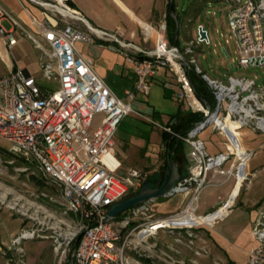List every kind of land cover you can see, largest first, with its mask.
<instances>
[{
    "label": "built area",
    "instance_id": "1",
    "mask_svg": "<svg viewBox=\"0 0 264 264\" xmlns=\"http://www.w3.org/2000/svg\"><path fill=\"white\" fill-rule=\"evenodd\" d=\"M27 1L39 8L43 16L38 20L19 0L36 29L35 35L41 40L1 2L0 36L12 53L23 39L19 33L25 34L43 54L40 61L42 80L57 84L58 89L52 91L43 87L35 76L20 66L10 74L0 76V141L10 143L8 152L11 155L23 154L33 158L42 176L61 188L63 205L77 217L79 226L75 231L69 227L63 242L60 241L62 235L55 242L59 247L69 246L81 235L74 250L73 264H143L134 260L126 250L128 244L135 248L133 244L138 238H143L140 242L145 241L146 237L156 235L161 229L185 230L192 235L193 229L211 226L223 219L231 207L229 202L210 215L200 217L196 214L198 197L206 186L212 184L211 173L218 174L225 181L236 177L242 184L251 183L246 168L253 153L242 150L239 138L244 128L264 133V85L253 79L233 76L224 82L205 74L203 78L215 98L212 107L196 94L189 76L192 69L203 74L196 52L200 43L206 41L192 40L181 50L171 45L166 36L167 26L163 24L155 48L146 52L109 33L89 28L84 17L71 8L69 0ZM222 1L231 4L228 26L239 66L244 69L264 67V0ZM5 22L10 25L9 30L4 27ZM62 23L64 27H61ZM82 25L87 26V30ZM200 28L205 31L203 26ZM151 37L144 29V40ZM97 40L117 43L135 68L134 88L125 90L124 99L119 98L96 72L94 60L84 56L77 47L78 43L94 44ZM128 49L134 50L136 56L126 53ZM158 68H165L175 75L180 86L177 99L192 113H201L204 120L187 135L179 136L191 147L189 174L178 184L180 190H186L185 193L194 191L190 203L179 213L150 225L143 224L147 228L139 232L137 227L131 229V224L139 214H145L152 203L142 210H129L110 222L106 221L109 209L135 197L148 178L145 171L136 167L119 171L115 137L125 117L131 114L140 116L132 105L139 95L149 96ZM98 116L102 119L96 126ZM146 120L153 123L151 119ZM227 121L234 124V130L227 126ZM206 123L225 136V152L216 155L208 152L199 137L202 131L198 133ZM166 131L171 132V129ZM229 162L232 165L226 169ZM244 163L246 166L242 168ZM222 209L225 212L222 213ZM211 216L215 217L210 221L195 219ZM252 234L256 245L247 264H264V216L257 221ZM35 235V231H23L13 240L21 259L25 254L24 241Z\"/></svg>",
    "mask_w": 264,
    "mask_h": 264
},
{
    "label": "rangeland",
    "instance_id": "2",
    "mask_svg": "<svg viewBox=\"0 0 264 264\" xmlns=\"http://www.w3.org/2000/svg\"><path fill=\"white\" fill-rule=\"evenodd\" d=\"M22 1L25 3L26 7L30 9L33 16L38 20L43 19L41 13V19L37 17L36 12H40L39 8L32 5L27 0ZM194 1L195 0L174 1V10L179 14V16H177L180 17L181 23H183L185 19L183 11H188L190 4ZM16 6L15 11L12 12L13 16L18 19L31 34L35 35V33H37L36 29L32 30L29 25V20L21 13L22 8L20 9L18 4ZM230 6L231 4L229 1H207L200 19H198L194 26L193 39L191 29L195 22L191 25H184L185 36H183V32L180 33L179 48L183 50L192 40L199 41V28L203 26L205 32L208 33L210 43H200L203 47V52L200 53L199 49H197L196 58L204 75L206 74L211 79H220L224 82L228 81L230 75L237 78L245 77L255 80L258 84L264 85V67H250L244 69L239 66V57L232 38V32L226 21L227 9L230 8ZM167 20L169 23L168 17ZM87 26L90 28L88 23ZM87 26L85 27L82 25L85 30H87ZM166 26L168 27V24H166ZM4 27L7 30L10 29V25L6 22L4 23ZM19 36L23 38L20 44L12 53L8 50L11 53L10 60L3 56V38L0 36V76H6L20 66L21 69H27L31 75L35 76L43 87L56 91L58 89L57 84L42 80L40 66L43 55L42 52L35 47L34 43L25 34L21 35L19 33ZM35 37L41 40L37 35H35ZM105 42L115 43L114 41ZM118 49L120 50L119 45ZM125 52L130 54V56H136L134 50L128 49ZM141 56L142 55H139V57ZM114 83L120 86L116 81ZM167 89L168 91L166 90V94H164L162 87L160 88L157 86L148 99L142 97L140 101L134 102L132 105L133 109L138 112L140 116H137V114L128 115L124 118L116 132L115 140L117 143V151L118 153L119 151L121 154L123 153V160H125L126 164L129 166L140 168V162L142 161L141 156L143 155H140L139 152H145L146 156L150 158L157 155L160 150V141L163 137V132L159 126H167L168 116L176 114L181 108L179 101L173 97L174 94L180 93L179 88L175 85L173 80L172 84L169 83L167 85ZM144 100H148L147 103H144ZM101 118V116H98L96 122H100ZM146 119H151L153 123ZM168 133H173L172 129L171 132ZM174 135L185 144L184 140L179 137L180 134L174 133ZM120 145H122V147H120ZM10 146L8 142L4 140L0 141V240L3 246L7 248L3 249L5 256L0 254L1 264H18L19 261H22L20 264H68V259L70 260V264H73L75 242L80 235H78L69 246L62 245L59 247L55 239L59 235H62L60 238V241H62L69 227L72 228L70 229L72 231L78 229L77 217L67 211L62 202L61 188L47 181L42 176L35 160L23 154H18V156L11 155L8 152ZM186 150L189 151L188 146ZM166 151L165 148L161 150L159 161L162 162L166 159ZM124 156H126L127 159H125ZM147 159L148 158L145 160ZM153 169L154 167L152 169L147 168L143 170L148 176L144 183L147 180H151V187L157 188L160 184L161 176L158 174H150L149 170ZM188 172L189 171H187V173ZM187 173L182 175L183 178L181 181L188 176ZM33 177L42 180L44 186L39 188L34 183ZM193 193L194 191L178 194H192L193 196ZM50 197H52L53 200H51ZM159 201L161 202L156 201L149 205L145 214H139V217L132 222L131 229L137 227L138 231L145 230L147 227L143 224L147 223L150 225L151 223L158 222L171 216L162 217L159 214L160 211L166 209L167 205L165 203L168 199L161 198ZM204 227L211 226L202 225L197 227L192 230V235H189L185 230L161 229L156 235L146 237L145 241L140 242L143 238H138V242L133 244L135 248L128 244L126 248L127 254L132 256L134 260H138L134 257V254H139L152 259L156 264H206L205 258L203 257L206 252L198 248L195 244L200 234L199 232L203 230ZM23 231H35L36 235L24 241L23 247L25 249V254L21 259L13 246V240Z\"/></svg>",
    "mask_w": 264,
    "mask_h": 264
},
{
    "label": "crops",
    "instance_id": "3",
    "mask_svg": "<svg viewBox=\"0 0 264 264\" xmlns=\"http://www.w3.org/2000/svg\"><path fill=\"white\" fill-rule=\"evenodd\" d=\"M0 2L9 11L12 10L11 12L15 11L17 4L20 6L19 0H0ZM69 4L74 11L84 17L90 28L109 33L114 37H118L124 43L133 44L145 51L155 48L161 26L168 24L167 17L170 15V0H69ZM230 9L231 7L227 9V15ZM21 13L26 16L30 27L34 30L35 27L28 15L22 9ZM36 13L37 17L41 19L40 12L37 11ZM175 14L179 16L176 12ZM200 17L195 20L191 29L192 39L194 26ZM226 21L228 24L227 16ZM64 26L62 23L61 27ZM147 27L151 28L153 35L148 41H145L143 29L146 30ZM181 32L185 36L184 26L182 28L180 26L179 37ZM166 36L168 38L167 32ZM2 46L4 48L3 56L10 60L11 53L8 51L3 39ZM77 47L84 56L94 60V69L119 98L124 99L125 90L134 88L136 81L135 68L120 52L116 43L97 40L94 44L78 43ZM198 49L200 53L203 52L201 44ZM172 80L180 91L175 75L165 68H158L156 76L152 80L150 95H139L135 102L140 101L142 97L148 99L157 86L162 87L164 94H166V90L168 91L167 85L169 83L172 84ZM115 81L120 86H117L114 83ZM177 94L173 95L176 100H178ZM147 101L144 100L143 102L147 103ZM179 103L181 108L176 114L168 116V125L159 126L163 133L166 129L171 128L174 123L177 124L184 116L192 113L187 105L181 101ZM99 124L100 122L97 123L95 121L96 126ZM240 135L242 150L253 153L246 168V173L252 179L251 183L242 184L238 182L236 177H231L225 181L218 174L211 173L212 184L206 186L198 197L196 214L198 213L197 215L200 217L210 215L223 203L229 202L228 205H231L223 219L216 221L211 227L200 229L201 231L195 244L206 252L203 256L206 264H247L250 252L256 245L252 234L253 228L257 221L264 216V133H257L250 128H244L240 131ZM199 137L205 142L210 154L216 155L225 152L226 138L219 132L214 131L213 128L208 127L200 133ZM187 146L189 151L186 150ZM163 148L166 149V146L162 137L160 150L155 157L150 158L146 156L145 152H139L143 156H141V166L138 169L146 170L154 167L153 170H149V173L161 176V173H164L167 168L166 159L162 162L159 161V154ZM190 152L191 147L185 143L183 153L176 156L181 175H185L189 171V166L191 165ZM124 158L127 159L126 156ZM146 158L148 159L145 160ZM116 161L120 172L134 167L126 164L125 160H123V153L121 154L120 151ZM231 165L232 162H229L225 165V168L229 169ZM191 198L192 194H178L167 198L168 201L165 203L167 207L160 211L159 214L162 217H166L177 213L186 207ZM221 212H225V209H222ZM214 217L212 216L207 220L195 219L198 222H202L210 221ZM3 249L7 248L3 246L0 240V254L5 256ZM67 263L70 264L69 259Z\"/></svg>",
    "mask_w": 264,
    "mask_h": 264
},
{
    "label": "trees",
    "instance_id": "4",
    "mask_svg": "<svg viewBox=\"0 0 264 264\" xmlns=\"http://www.w3.org/2000/svg\"><path fill=\"white\" fill-rule=\"evenodd\" d=\"M175 1V0H174ZM207 1H222V0H195L192 2L189 6L188 11H184V22H180V17H178V22L182 28L185 24L191 25L195 22V20L201 16L203 13L206 2ZM174 9V8H173ZM175 12V10H174ZM169 23L167 27V35L170 40V43L174 45L175 42V32L177 28V21L174 20V18L169 15L168 16ZM170 27V28H169ZM178 47L179 45V37H178ZM203 74H198L194 69H192L189 72V76L191 79V82L194 86V89L196 91V94L205 102H207L209 105L214 107L215 105V98L208 86V83L206 80L203 78ZM204 120V117L201 113H190L186 116H184L181 120L178 121V123H174L171 126L172 132L173 133H168L165 131L163 133V142L164 145L166 146V150L170 151L172 153V158L177 161L176 156L180 153H183L184 151V144L176 138L177 136L175 134H180L182 136L187 135V133L194 128L196 125L200 124ZM166 151V152H167ZM167 165V162L165 163ZM165 169V168H164ZM183 178V177H182ZM34 183L39 187H43L44 184L42 180H38L36 177H33ZM164 181V173L161 175V180L160 184L158 187L162 185ZM158 202H161L158 200ZM81 235L78 237V239L75 242V248L78 244V240L80 239ZM134 257L138 260H140L143 264H156L155 261H153L150 258L141 256L139 254H134Z\"/></svg>",
    "mask_w": 264,
    "mask_h": 264
},
{
    "label": "water",
    "instance_id": "5",
    "mask_svg": "<svg viewBox=\"0 0 264 264\" xmlns=\"http://www.w3.org/2000/svg\"><path fill=\"white\" fill-rule=\"evenodd\" d=\"M174 0H170V15L177 21V28L175 32L174 46L178 47V37L180 32V24L178 22V16L174 13ZM199 37L201 41H208V35L202 28H199ZM225 51V50H224ZM186 65V60L184 59ZM209 126L206 123L199 131L205 130ZM167 169L164 173V181L160 187L152 188L151 180H147L140 192L133 198L122 201L113 205L108 211L107 222L114 219L116 216L121 215L129 210H142L147 204L154 203L161 198L167 199L173 197L175 194L185 192L186 190H180L178 184L181 182L182 175L179 170L177 161L172 158V153L167 151L166 154Z\"/></svg>",
    "mask_w": 264,
    "mask_h": 264
},
{
    "label": "bare ground",
    "instance_id": "6",
    "mask_svg": "<svg viewBox=\"0 0 264 264\" xmlns=\"http://www.w3.org/2000/svg\"><path fill=\"white\" fill-rule=\"evenodd\" d=\"M146 30H147L151 35H153V32H152V30H151L150 27H147ZM227 126H228L230 129L234 130V124L231 123L230 121H227ZM239 140H240V142H241V137L239 138ZM241 145H242V144H241ZM244 165H245V163L243 164L242 168H244ZM240 180H241V179H240ZM239 182L241 183V181H239ZM211 217H212V216H211ZM211 217H209V218H211ZM209 218H208V219H209ZM201 219H204V218H201ZM206 220H207V219H206Z\"/></svg>",
    "mask_w": 264,
    "mask_h": 264
}]
</instances>
